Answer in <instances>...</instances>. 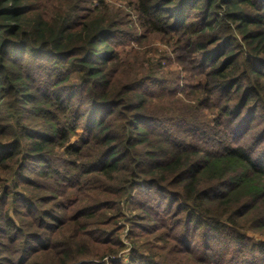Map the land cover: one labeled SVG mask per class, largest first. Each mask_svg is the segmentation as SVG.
<instances>
[{
    "label": "trees",
    "instance_id": "trees-1",
    "mask_svg": "<svg viewBox=\"0 0 264 264\" xmlns=\"http://www.w3.org/2000/svg\"><path fill=\"white\" fill-rule=\"evenodd\" d=\"M262 1L137 0L141 25L151 34L175 39L179 61L197 66L198 84L190 86L195 91L187 97L199 96L195 99L198 105L214 117L210 120L206 114L195 116L197 111L191 103L187 112L192 121L178 123L188 126L185 132L191 141L203 138L208 142L209 148L204 149L198 144L182 145L172 134L156 127L158 121L168 119V115L157 113L160 101L175 96L174 93L166 88L157 94L143 91V81L119 85L113 68L119 55L112 47L118 17L110 15L107 8L96 5L91 10L87 7L91 0H0V111L10 109L0 120V137L8 138L10 133L16 138L7 151H1L0 168L7 170L5 166L19 163L21 156L24 165L29 158L37 159L40 169L36 175L53 183H68L67 177L44 159V154L56 145L68 144L84 121L87 137L81 144L84 148L93 144L96 153L78 180L94 174L118 183L116 176L125 173L132 178L127 184L130 190L141 180L137 173L142 170L145 175L171 179L178 188L181 212L186 213L189 226L195 225L184 231L188 230L187 234L194 238L198 233L205 238L204 244L198 246L204 248L205 241L207 245H218L230 239L239 245L235 249L218 247L214 254H205V259L211 262L223 254L229 256V264H248L245 260L251 254L264 257V243L252 242L251 247L237 230L242 216L264 206V159L256 156L258 145L243 143L255 128V123L248 124L245 119L252 112L248 108L260 96L258 83L264 78V62L258 55L264 52ZM233 33L243 36L251 47L245 63L235 53L240 45ZM212 46L217 48L215 54H210ZM27 52L36 61H53L54 79H41L32 85L35 77L31 66L21 63ZM33 89L42 92L40 97L32 93ZM9 99L15 105H10ZM50 104L62 112L63 126L43 131L29 127L25 107L42 111L43 106ZM68 116L75 125H70ZM236 124L243 128L237 130ZM24 165L19 168L20 174L25 171ZM5 181L0 178L1 187ZM4 188L6 202L12 192ZM49 188L46 185L43 191L51 192ZM124 188L117 189L113 196L119 197ZM80 209L67 222L74 229L70 237L61 235L66 223L53 212L41 216L39 231L48 235L40 237L18 229L9 213L3 214L0 209L9 248L14 249L12 256L22 246L16 264H101L118 256L125 247L111 242L119 240L118 232L103 233L112 235L110 240L107 236L99 238L97 234L103 231L93 227L99 224L90 223L107 211H118L117 207H112L111 201H103L96 207ZM263 218L259 212L255 228L264 229ZM87 230L94 233L90 242L83 241ZM56 236L61 238L60 244H54ZM188 243L196 244L194 239L182 240L183 246L188 247ZM50 257L52 260H46ZM201 260L204 259L197 262ZM132 264L156 263L134 258Z\"/></svg>",
    "mask_w": 264,
    "mask_h": 264
},
{
    "label": "rangeland",
    "instance_id": "rangeland-1",
    "mask_svg": "<svg viewBox=\"0 0 264 264\" xmlns=\"http://www.w3.org/2000/svg\"><path fill=\"white\" fill-rule=\"evenodd\" d=\"M96 5H100L101 8H107L110 15L118 17H116L117 32L112 37V47L119 55V60L113 65L116 76L119 77V85H128L132 81H143V91L152 90L153 93L157 94L162 88L170 90L175 96L160 101L157 109L159 115H168V119H161L157 122L156 127L172 134L182 145L198 144L203 146L204 149H208L209 144L203 138H197L194 141L190 140L191 137L187 138L188 135L185 129L188 126L178 123L186 121L185 119L192 121V119L188 118L189 112H187L191 103L197 111L195 116L206 114L210 120L214 117L209 114L205 107L198 105L195 99H198L199 96L190 95V97H187V94L195 91L190 86L198 84L195 81L197 66L179 61V54L175 50V39L164 38L159 34H151L141 25L139 13L136 11L137 0H91L87 7L93 10ZM81 13L85 12L81 11ZM80 20L82 21V19ZM233 34L240 45L235 49V53L245 63V58L249 55L251 47L245 42L243 36L236 33ZM210 50V54L217 52L215 46H212ZM258 55L264 62V52ZM21 63L31 66L30 71L33 72V77H35L33 79L34 82H32L34 86L41 79L48 81L55 77L53 61H36L27 52L25 60ZM243 68L245 70V67ZM154 82H156V85H153ZM258 86L260 96L248 108L252 112L245 119L248 124L255 123V128L243 139V143L247 146L258 145L260 150H258L256 156L258 159H264V143L262 144L264 141V78L258 83ZM32 93L39 97L42 94L36 89H33ZM8 101L10 105H15L12 99ZM157 102L158 100L155 103ZM51 105L43 106L42 111L25 107L26 110L24 112L27 113V118L29 119L28 126L37 128L38 131L49 130L54 126H63L62 112L56 107H51ZM8 111L10 109L7 108L0 111V120L5 119L9 113ZM67 119L70 125H75L74 120L70 116ZM197 121H200V119ZM83 126L84 121L68 144L64 146L56 145L46 150L44 154V159L50 161L54 169L61 171L63 177H67L68 183L66 181L53 183L51 180H46L36 175L37 169H40L37 159L29 158L24 165V158L21 156L18 158L21 163L16 162L12 165H6L5 168L7 170L0 168V178L6 180L3 187L0 184V209L3 214L5 212L9 213L18 229L32 232L40 237L47 236L48 232L39 231L41 230V225L38 222L41 221V216L53 212L60 219L59 221L66 223L61 235L70 237L74 233V229L70 228L67 222L78 215L81 206L92 208L103 201H111V206L117 207L118 211H107L103 216L99 215V218L90 223L99 224L93 226H97L98 228L96 229L103 231L102 234H97L100 235L98 236L99 238L107 236V239L110 240L112 235L103 233L114 234L118 232L119 240H112L111 242L113 244L122 243L125 247L118 256L109 257L101 264H132V259L134 258H142L146 262H154L156 264H229V256L221 254V258L219 257L218 260L213 259L210 262L204 258L205 254H214L218 247L235 249L239 245L232 243L230 239L223 241L222 244L220 242L218 245H207V241H205L204 248L198 246L205 238L204 236L201 237L200 233L194 238L193 235L187 234L188 230L184 231L188 227L195 228V225L191 224L189 226L188 220L185 218L186 213L181 212L182 202L180 197H178V188L173 185L171 179L165 180V178L145 175V170H142V172L137 173L140 174L141 180L137 181L136 186L133 188L130 187V190L127 184L132 178H129L128 174L125 173L116 176L120 180L118 183L107 182L94 174H89L85 180L83 178L78 180L81 175L83 177V171H86L95 160L94 155L96 153V146L93 147V144L88 148H84L81 144L87 137ZM235 127L237 130L243 128L240 124H236ZM15 140L16 138L11 136L10 133L8 138L1 136L0 147L2 146L3 148L0 150V154L1 151H3L2 154L7 151V148ZM234 143L235 141H232V144ZM71 147H74V150H71ZM23 165L25 171L20 174L19 168ZM46 185L50 187L51 192L43 191ZM4 187H8L12 192L11 197L6 202L3 201ZM123 188L124 191L119 197L113 196L117 189ZM18 196L21 198H17ZM46 199L54 200L48 204L44 202ZM100 206L105 205L101 204ZM223 207L227 210L225 206ZM259 212L264 215V206L258 212H251L242 216L238 222V232L248 239L245 244L247 243L251 247L254 245L252 242L256 244L264 243V229L254 227ZM29 215L32 216L29 217ZM86 233L90 236H87ZM12 234L13 232H10V235ZM7 237V229L4 227L3 219L0 218V247L4 246L0 249V262L16 264L19 256L22 255V246L18 254L12 256L11 252L14 249L9 248ZM93 237L94 233L91 230H87L84 233L83 241L90 242ZM183 239H194L196 244L188 243L189 246L185 247L182 245ZM220 239L224 240V237ZM50 241L51 238L48 242ZM54 241V244L62 242L59 236H56ZM198 259H204L207 262L201 260L198 263ZM46 260H52V258L50 257ZM245 261L248 264H253L254 261L264 264V257H254L251 254ZM42 263L37 262L36 264ZM239 263L240 261L236 264Z\"/></svg>",
    "mask_w": 264,
    "mask_h": 264
}]
</instances>
